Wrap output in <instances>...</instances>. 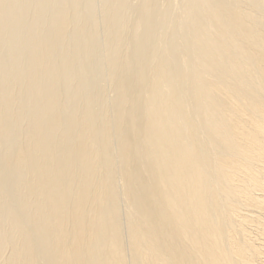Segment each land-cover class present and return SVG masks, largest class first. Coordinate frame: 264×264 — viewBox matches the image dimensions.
<instances>
[{
    "label": "bare ground",
    "instance_id": "bare-ground-1",
    "mask_svg": "<svg viewBox=\"0 0 264 264\" xmlns=\"http://www.w3.org/2000/svg\"><path fill=\"white\" fill-rule=\"evenodd\" d=\"M132 1L0 0V264H264V0Z\"/></svg>",
    "mask_w": 264,
    "mask_h": 264
},
{
    "label": "rangeland",
    "instance_id": "rangeland-1",
    "mask_svg": "<svg viewBox=\"0 0 264 264\" xmlns=\"http://www.w3.org/2000/svg\"><path fill=\"white\" fill-rule=\"evenodd\" d=\"M136 6V0L131 2V7L127 11V16L134 15ZM180 12L179 0H174L172 3L167 2L166 0H162L160 2L159 15L158 19L162 21V23L156 29V50L161 52L165 46V37L166 34L171 30V26L175 23L178 18ZM105 36L102 33L100 37L93 43V49L95 53L96 59L102 58L107 53V49H105L106 42H104ZM108 69L107 59L102 61L101 67L96 75V81L99 85H102V81L106 78V73ZM101 95L104 96L106 100H111L113 97V93L110 89H104V92H101Z\"/></svg>",
    "mask_w": 264,
    "mask_h": 264
}]
</instances>
